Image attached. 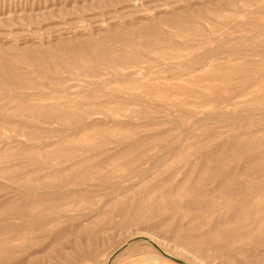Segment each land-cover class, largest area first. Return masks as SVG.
<instances>
[{
  "label": "rangeland",
  "instance_id": "rangeland-1",
  "mask_svg": "<svg viewBox=\"0 0 264 264\" xmlns=\"http://www.w3.org/2000/svg\"><path fill=\"white\" fill-rule=\"evenodd\" d=\"M262 1L0 0V264H264Z\"/></svg>",
  "mask_w": 264,
  "mask_h": 264
},
{
  "label": "bare ground",
  "instance_id": "bare-ground-1",
  "mask_svg": "<svg viewBox=\"0 0 264 264\" xmlns=\"http://www.w3.org/2000/svg\"><path fill=\"white\" fill-rule=\"evenodd\" d=\"M263 1H264V0H263ZM263 1H262V2H263ZM254 2H255V1H254ZM255 3H256V2H255ZM248 9H249V8H248ZM175 67H176V66H175ZM184 69H185V68H184ZM108 94H109V93H108ZM169 100H170V99H169ZM162 104H163V103H162ZM175 106H176V105H175ZM10 111H11V110H10ZM89 125H90V124H89ZM136 221H137V220H136ZM204 251H205V250H204ZM206 253H207V252H206ZM250 259H251V258H250ZM250 259H249V260H250ZM254 260H255V259H254ZM255 261H256V260H255Z\"/></svg>",
  "mask_w": 264,
  "mask_h": 264
}]
</instances>
